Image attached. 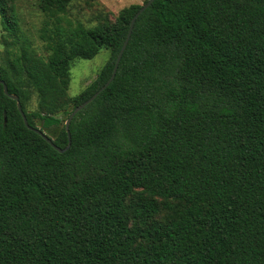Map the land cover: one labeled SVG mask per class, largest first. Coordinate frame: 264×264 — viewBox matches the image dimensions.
<instances>
[{"label":"trees","instance_id":"16d2710c","mask_svg":"<svg viewBox=\"0 0 264 264\" xmlns=\"http://www.w3.org/2000/svg\"><path fill=\"white\" fill-rule=\"evenodd\" d=\"M70 1L38 0L43 59L0 0V80L60 148L59 115L107 81L141 6L63 27ZM101 48L69 97L73 60ZM69 133L56 151L0 84V264H264V0H154Z\"/></svg>","mask_w":264,"mask_h":264},{"label":"rangeland","instance_id":"374dc122","mask_svg":"<svg viewBox=\"0 0 264 264\" xmlns=\"http://www.w3.org/2000/svg\"><path fill=\"white\" fill-rule=\"evenodd\" d=\"M145 0H71L64 14H61L60 25L63 27H72L80 23L84 27H91L100 20V16H108L114 19L119 10L130 4H143ZM16 12L19 18V27L22 33L21 40L28 42L29 54L47 58L48 51L44 41L40 38L41 29L44 22H53L38 7V0H15ZM3 17L0 14V64L4 61V45L2 35ZM14 41V39L9 38ZM16 42L13 51L20 53L19 44ZM109 58V50L101 48L91 59H74L69 69V84L67 95L69 97L78 94L98 73ZM36 96L33 95L28 109L36 108ZM61 125L65 123V116L59 115ZM36 126L44 131L48 136L54 137L57 130L53 128H44L39 120H36Z\"/></svg>","mask_w":264,"mask_h":264},{"label":"water","instance_id":"95a60500","mask_svg":"<svg viewBox=\"0 0 264 264\" xmlns=\"http://www.w3.org/2000/svg\"><path fill=\"white\" fill-rule=\"evenodd\" d=\"M154 0H146L143 4H141V6L139 7V9L134 13V15L132 16L131 20H130V23H129V27H128V30H127V33H126V36H125V39L121 45V48L119 49L117 55H116V58H115V61H114V65H113V69H112V72H111V75L109 76V78L107 79V81L95 92L93 93L88 99H86L85 101H83L81 104L75 106L72 111L70 112L69 116L67 117V119L65 120V123H64V126H65V130H66V133H67V144L64 148H60L58 147L56 144H54V142L52 141V138L49 137L46 133H44L43 130H41L40 128L38 127H31L28 122H27V119H26V116L24 114V112L22 111V108H21V104L18 100V96L16 94H12V93H9L8 92V89H7V86L5 84V82L3 80H0V84L2 85V88H3V92L8 95V97H10L11 99H14L16 101V105H17V109L22 117V120H23V123L24 125L34 131L35 133H37L38 135H40L47 143H49L56 151L58 152H64L65 150H67L70 146V133H69V123L71 121V119L73 118V116L79 111L81 110L84 106H86L89 102H91L102 90H104L109 84L110 82L113 80L115 74H116V71H117V67H118V64L120 62V59H121V56L125 50V47L129 41V38H130V35H131V32H132V29H133V25L135 23V20L136 18L146 9L148 8L151 3L153 2Z\"/></svg>","mask_w":264,"mask_h":264}]
</instances>
